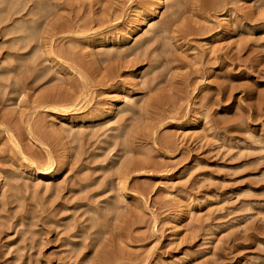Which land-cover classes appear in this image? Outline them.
I'll return each mask as SVG.
<instances>
[{
	"label": "rangeland",
	"instance_id": "obj_1",
	"mask_svg": "<svg viewBox=\"0 0 264 264\" xmlns=\"http://www.w3.org/2000/svg\"><path fill=\"white\" fill-rule=\"evenodd\" d=\"M191 2L0 0V264H264V0Z\"/></svg>",
	"mask_w": 264,
	"mask_h": 264
},
{
	"label": "bare ground",
	"instance_id": "obj_2",
	"mask_svg": "<svg viewBox=\"0 0 264 264\" xmlns=\"http://www.w3.org/2000/svg\"><path fill=\"white\" fill-rule=\"evenodd\" d=\"M23 1V0H22ZM47 1H50V0H31V3H32V7H31V9L29 10V13L26 15V16H29V18H30V22H33V24H34V26H36L37 25V19H43V20H45V23H46V26H47V28H45V29H43V35H45V37L46 38H48V44H47V46H48V48L50 49V51H51V49L53 48V19H50V18H52L53 17V9H50L49 11L48 10H40V9H38V7H40V5H42V3H44V2H47ZM193 2H191V6L193 7V8H196L197 10L198 9H209V8H211L212 6L210 5L211 4V2L209 3V0H192ZM26 2V1H25ZM30 2V1H29ZM51 3V2H50ZM18 4H20V2H18ZM24 5H25V3H23ZM50 5H52V4H50ZM66 5V4H65ZM214 5V4H213ZM19 7V6H18ZM20 9H22V7L23 6H21V4H20ZM67 7V6H66ZM17 10H14V14H16V13H19L21 10H19L18 8H16ZM99 10L101 11H105V9H104V7L103 6H100L99 7ZM70 11H71V9H70ZM101 11V12H102ZM109 10H107V12H108ZM22 12V11H21ZM72 12H73V10H72ZM74 13V12H73ZM76 13V12H75ZM13 14V13H12ZM77 15V14H76ZM12 16V15H11ZM21 17H23V16H21ZM33 17H36V18H33ZM8 18V17H7ZM63 18V17H62ZM10 19V18H9ZM60 18H58V20H59ZM96 20V19H95ZM56 23V22H55ZM54 23V24H55ZM33 25H32V27H26V30L27 31H29V32H31L32 30H33V28H35ZM56 27V26H55ZM21 28V27H20ZM58 28V27H57ZM77 28V27H76ZM166 28H169V27H167L166 26ZM22 29V28H21ZM20 29V30H21ZM23 29H24V27H23ZM61 29V28H60ZM64 29V28H63ZM63 29H61V30H63ZM169 30V29H168ZM173 30V29H172ZM177 32H179V35H184V34H186L187 32H188V30H183V31H181V30H176ZM187 31V32H186ZM21 32V33H20ZM20 32H18V31H14V30H11V31H8V32H5L4 31V33L5 34H3V36L4 35H16L17 33H19L20 34V36L18 35H16L15 37H13V38H11V41L12 42H14L15 44L16 43H18L19 44V46H18V49H21L24 45L25 46H27V45H29V43L30 42H32V41H34L35 40V42H36V40L37 39H39V37H40V35H39V37L37 38V35H35V33L34 34H29V32H27L28 34H26V35H22V31H20ZM61 32V31H60ZM45 38V39H46ZM43 39H44V37H43ZM39 42V41H38ZM44 42V41H43ZM46 43V42H45ZM48 58H50V59H52L54 56H53V54L51 53V52H49V54H48V56H47ZM227 58V57H226ZM60 101V100H59ZM75 107V106H74ZM76 108V107H75ZM54 109H56V108H53V110ZM74 109V108H73ZM164 112V111H163ZM166 113V112H165ZM160 115L163 117V115H164V113L163 114H159L157 117H160ZM165 116H167V115H165ZM169 117V116H168ZM164 118V117H163ZM167 118V117H166ZM158 119V118H157ZM162 119V118H161ZM160 119V120H161ZM159 120V119H158ZM162 121H163V119H162ZM158 122V121H157ZM160 124V123H159ZM161 125L162 124H160L159 126L161 127ZM167 143V142H166ZM165 143V144H166ZM169 143V142H168ZM167 143V144H168ZM170 144V143H169ZM168 147H169V145H168ZM50 169V168H49ZM35 174L38 176H41V175H43L42 173H41V171H39V170H37L36 172H35ZM126 182V181H125ZM125 182H122L120 185H121V188L123 189V190H121L122 192H125ZM103 262V261H102Z\"/></svg>",
	"mask_w": 264,
	"mask_h": 264
}]
</instances>
